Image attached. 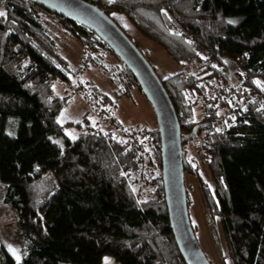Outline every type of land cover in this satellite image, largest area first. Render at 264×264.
Listing matches in <instances>:
<instances>
[{
  "label": "trees",
  "instance_id": "trees-1",
  "mask_svg": "<svg viewBox=\"0 0 264 264\" xmlns=\"http://www.w3.org/2000/svg\"><path fill=\"white\" fill-rule=\"evenodd\" d=\"M87 1L112 18L122 14L185 65L161 79L182 134L205 124L182 144L185 174L198 180L217 244L215 223L221 221L228 247L226 255L219 248L222 258L264 264V87L255 83L264 82V0ZM4 7L0 181L30 244L20 260L0 244V264H101L104 254L121 264H187L170 225L158 129L128 130L123 139L101 130L71 139L58 121L66 98L55 94L54 82L71 78L54 26L86 50L115 52L88 27L32 0H5ZM121 75L139 86L124 65ZM148 144L160 172L150 178L149 191H137L130 174Z\"/></svg>",
  "mask_w": 264,
  "mask_h": 264
},
{
  "label": "rangeland",
  "instance_id": "rangeland-1",
  "mask_svg": "<svg viewBox=\"0 0 264 264\" xmlns=\"http://www.w3.org/2000/svg\"><path fill=\"white\" fill-rule=\"evenodd\" d=\"M4 1L0 0L2 11H5ZM113 18L125 28L131 40L150 61L161 79L185 69V65L178 64L162 48L143 37L125 16L114 13ZM58 26L53 28L54 37L60 53L68 61L67 69L71 78L70 82L60 79L54 82L55 94L66 98V104L58 115L64 134L71 139H77L82 133L101 130L105 133L111 132L112 136L123 139L124 132L128 130H135L141 135L146 130L158 129L156 112L144 92L139 86L129 84L125 75H121L123 62L109 50H86L71 32ZM260 84L264 87V82ZM105 94L111 98V101L106 99ZM230 112L226 110L223 114L227 115ZM196 113L198 118L202 117L200 107L197 108ZM195 143L196 140H193L192 144L187 146L190 156L195 152ZM151 149L148 144L145 151L140 152L139 157H142V160L130 174L132 185L137 191L143 189L149 191L151 177L160 172V168L152 166L150 162ZM198 159L203 174L213 187L206 159L202 156ZM185 180L186 189L192 198L189 207L190 218L202 249L212 264H234L229 256L224 260L219 251L220 248L225 255L228 254L220 219L215 223L218 244L213 238L206 203L198 180L190 174H185ZM5 191L6 186L0 181V244L15 258L19 256L21 259L27 252L30 240L18 222L17 211L12 205L4 202ZM141 197L144 198L145 195L141 194ZM105 258H108L110 264H121L111 254H104L101 264H105Z\"/></svg>",
  "mask_w": 264,
  "mask_h": 264
},
{
  "label": "water",
  "instance_id": "water-1",
  "mask_svg": "<svg viewBox=\"0 0 264 264\" xmlns=\"http://www.w3.org/2000/svg\"><path fill=\"white\" fill-rule=\"evenodd\" d=\"M94 31L128 68L156 112L162 141V176L165 197L179 250L187 264H212L201 247L190 218L182 144L198 135L205 124L183 135L180 121L161 78L128 34L107 10L87 0H32Z\"/></svg>",
  "mask_w": 264,
  "mask_h": 264
},
{
  "label": "snow or ice",
  "instance_id": "snow-or-ice-1",
  "mask_svg": "<svg viewBox=\"0 0 264 264\" xmlns=\"http://www.w3.org/2000/svg\"><path fill=\"white\" fill-rule=\"evenodd\" d=\"M114 2H115V0H109V3H114ZM4 15H6V13L4 11L0 10V16H4ZM229 23H233V21H229ZM255 83L260 84L261 82L256 81ZM68 134L72 135L71 133H68ZM73 138H75V137H73ZM16 258H17V260L20 259L19 256H17ZM105 264H110V261L108 260V258H105Z\"/></svg>",
  "mask_w": 264,
  "mask_h": 264
}]
</instances>
